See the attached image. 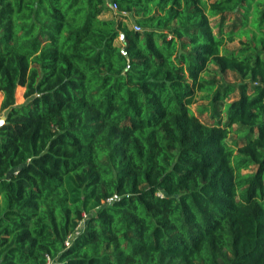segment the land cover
I'll list each match as a JSON object with an SVG mask.
<instances>
[{
    "label": "trees",
    "instance_id": "16d2710c",
    "mask_svg": "<svg viewBox=\"0 0 264 264\" xmlns=\"http://www.w3.org/2000/svg\"><path fill=\"white\" fill-rule=\"evenodd\" d=\"M110 1L0 0V264H264V0Z\"/></svg>",
    "mask_w": 264,
    "mask_h": 264
},
{
    "label": "rangeland",
    "instance_id": "374dc122",
    "mask_svg": "<svg viewBox=\"0 0 264 264\" xmlns=\"http://www.w3.org/2000/svg\"><path fill=\"white\" fill-rule=\"evenodd\" d=\"M115 18V20H121L123 23H126L128 25V27L133 28L134 24L132 22V19H128L127 21L121 19L118 16V12L117 11H111L108 10L106 12V14L103 16V19H112ZM214 20L212 19V24ZM120 40H117V44H119ZM238 42L235 41L234 43H230L227 45V49H233L238 47ZM211 69H214V67H211ZM205 77L207 79H214L217 80L216 77H218L217 75H215L212 71H209L207 74H205ZM226 81H232V76H228L226 78ZM22 93L23 91L21 89H19L16 93V103L17 104H22L23 103V97H22ZM205 93H200L199 96L197 97L198 103L194 104L191 106V110L194 112V114L196 116L199 117V119L203 122V123H214L215 120H213V115L214 117L216 116L217 120H225V115L223 113V107L216 105L214 108L213 106L211 107L208 104V100L205 98ZM1 103V102H0ZM2 117H5V112H1L0 111V119ZM233 137H236L235 133H231L230 137L228 139V144H230L231 146L234 145L233 144Z\"/></svg>",
    "mask_w": 264,
    "mask_h": 264
},
{
    "label": "built area",
    "instance_id": "2783aa9c",
    "mask_svg": "<svg viewBox=\"0 0 264 264\" xmlns=\"http://www.w3.org/2000/svg\"><path fill=\"white\" fill-rule=\"evenodd\" d=\"M108 10H111V11H117V5L114 3V2H112V3H109L108 4ZM135 28V30H139V28H136V27H134ZM120 53L123 55V56H127V54H126V52H125V50H124V48H122L121 50H120ZM129 68V66L127 65L126 66V69H128ZM70 245V241L67 239L66 241H65V246H69ZM47 264H52L51 263V261L48 259V262H47Z\"/></svg>",
    "mask_w": 264,
    "mask_h": 264
},
{
    "label": "water",
    "instance_id": "95a60500",
    "mask_svg": "<svg viewBox=\"0 0 264 264\" xmlns=\"http://www.w3.org/2000/svg\"><path fill=\"white\" fill-rule=\"evenodd\" d=\"M122 39H123V35H120V40H122ZM4 121H5V117H2L0 119V126L4 123Z\"/></svg>",
    "mask_w": 264,
    "mask_h": 264
},
{
    "label": "crops",
    "instance_id": "0c3cea01",
    "mask_svg": "<svg viewBox=\"0 0 264 264\" xmlns=\"http://www.w3.org/2000/svg\"><path fill=\"white\" fill-rule=\"evenodd\" d=\"M109 3H112V1H110V0H106V6H108ZM104 15H105V14H104ZM104 15H102L101 18H103ZM119 44H120V42H119Z\"/></svg>",
    "mask_w": 264,
    "mask_h": 264
}]
</instances>
